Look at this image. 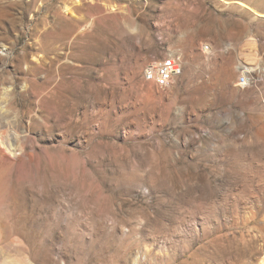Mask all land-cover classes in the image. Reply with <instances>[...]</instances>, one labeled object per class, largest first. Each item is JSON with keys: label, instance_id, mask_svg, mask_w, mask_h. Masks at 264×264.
Segmentation results:
<instances>
[{"label": "rangeland", "instance_id": "obj_1", "mask_svg": "<svg viewBox=\"0 0 264 264\" xmlns=\"http://www.w3.org/2000/svg\"><path fill=\"white\" fill-rule=\"evenodd\" d=\"M175 55L171 88L144 79ZM241 60L264 0H0V264H264Z\"/></svg>", "mask_w": 264, "mask_h": 264}, {"label": "built area", "instance_id": "obj_2", "mask_svg": "<svg viewBox=\"0 0 264 264\" xmlns=\"http://www.w3.org/2000/svg\"><path fill=\"white\" fill-rule=\"evenodd\" d=\"M207 55L214 53L210 45H203ZM237 85L242 89L257 88L264 85V64H248L241 60L237 65ZM184 72V61L180 55L149 63L144 71V79L160 89H169Z\"/></svg>", "mask_w": 264, "mask_h": 264}, {"label": "bare ground", "instance_id": "obj_3", "mask_svg": "<svg viewBox=\"0 0 264 264\" xmlns=\"http://www.w3.org/2000/svg\"><path fill=\"white\" fill-rule=\"evenodd\" d=\"M65 6H66V5H65ZM73 10H74V9H72L71 6H66V7H65V12H66L68 15H70V16L73 14ZM74 14H75V13H74ZM66 16H67V15H66ZM6 94H7V93H6ZM7 95H8V94H7ZM5 96H6V95H5ZM5 96H4V98H6ZM0 103H1V102H0ZM3 104H4V103H3ZM263 263H264V262H263ZM28 264H29V263H28Z\"/></svg>", "mask_w": 264, "mask_h": 264}]
</instances>
